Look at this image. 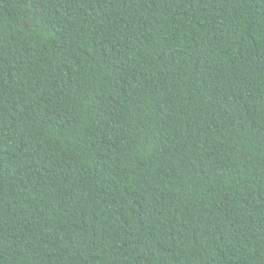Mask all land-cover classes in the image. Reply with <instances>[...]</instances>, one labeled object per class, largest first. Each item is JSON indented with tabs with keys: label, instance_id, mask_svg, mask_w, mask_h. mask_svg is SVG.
<instances>
[{
	"label": "trees",
	"instance_id": "trees-1",
	"mask_svg": "<svg viewBox=\"0 0 264 264\" xmlns=\"http://www.w3.org/2000/svg\"><path fill=\"white\" fill-rule=\"evenodd\" d=\"M0 264H264V0H0Z\"/></svg>",
	"mask_w": 264,
	"mask_h": 264
}]
</instances>
